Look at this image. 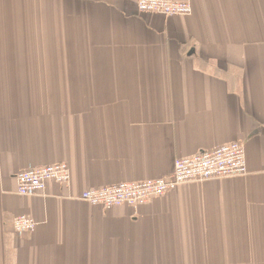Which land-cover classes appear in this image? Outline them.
<instances>
[{
    "label": "crops",
    "instance_id": "0c3cea01",
    "mask_svg": "<svg viewBox=\"0 0 264 264\" xmlns=\"http://www.w3.org/2000/svg\"><path fill=\"white\" fill-rule=\"evenodd\" d=\"M136 1L0 0V264H264V0ZM234 141L245 177L136 210L79 200ZM57 163L67 186L17 194L18 172ZM22 215L33 232H13Z\"/></svg>",
    "mask_w": 264,
    "mask_h": 264
},
{
    "label": "built area",
    "instance_id": "2783aa9c",
    "mask_svg": "<svg viewBox=\"0 0 264 264\" xmlns=\"http://www.w3.org/2000/svg\"><path fill=\"white\" fill-rule=\"evenodd\" d=\"M136 8L140 14H156L164 17H188L193 11L189 2L181 0H137ZM246 175L244 145L234 141L175 160L173 171L169 176L91 188L83 191L79 200L105 211L123 206L136 210L189 182ZM15 180L17 194L21 197H30L43 192L50 182L67 186L69 169L65 163H57L20 171L16 174ZM35 227V222L29 216H17L12 221L15 234L33 232Z\"/></svg>",
    "mask_w": 264,
    "mask_h": 264
}]
</instances>
